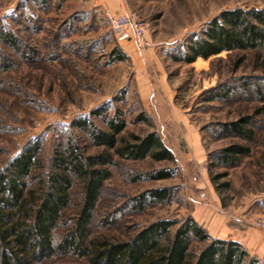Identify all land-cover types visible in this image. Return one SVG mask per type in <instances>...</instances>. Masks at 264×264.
<instances>
[{"label": "rangeland", "instance_id": "rangeland-1", "mask_svg": "<svg viewBox=\"0 0 264 264\" xmlns=\"http://www.w3.org/2000/svg\"><path fill=\"white\" fill-rule=\"evenodd\" d=\"M263 7L264 0H0V35L18 42L11 48L0 41V171L36 143L46 166L70 139L95 153L73 122L89 118L103 128L120 112L125 136L155 132L174 160L117 158L97 206L95 235L127 240L159 219L182 220L212 206L213 195L232 219L256 214L255 226L264 217V100L257 94L264 82L256 79L263 72L250 53L183 59L189 42L220 13ZM128 11L145 23L144 47L109 25L108 13ZM142 114L148 121L139 120ZM242 117L253 118L254 142L223 132L222 124ZM232 144L251 149L234 167L217 161ZM159 171L172 177L147 178ZM220 174L218 185L229 187L217 191L211 175ZM162 188L172 189L169 200L134 208L132 199Z\"/></svg>", "mask_w": 264, "mask_h": 264}, {"label": "trees", "instance_id": "trees-1", "mask_svg": "<svg viewBox=\"0 0 264 264\" xmlns=\"http://www.w3.org/2000/svg\"><path fill=\"white\" fill-rule=\"evenodd\" d=\"M0 41L18 47L11 35L1 34ZM223 52L253 55L263 72L256 79L264 82V7L220 13L189 42L183 60L191 64ZM246 56L238 59V67ZM241 87L246 90V86ZM257 94L264 100L262 88ZM139 120L148 121L144 114ZM253 124L252 117H242L221 126L227 135L254 142ZM73 125L88 134L97 152L87 154L70 139L59 146L46 166L42 146L36 143L28 145L0 171V264H264L251 257L240 243L213 238L192 216L159 219L127 240L95 235L97 206L117 158L173 161L174 155L155 132L125 136L127 122L120 112L106 118L103 128L89 118L77 119ZM250 154V147L232 144L218 152L217 161L234 167ZM224 176L211 175L217 191L229 187L227 183L218 185ZM171 177L172 173L159 171L147 178ZM171 193V188L153 189L132 199V203L142 211L151 201L169 200Z\"/></svg>", "mask_w": 264, "mask_h": 264}, {"label": "crops", "instance_id": "crops-1", "mask_svg": "<svg viewBox=\"0 0 264 264\" xmlns=\"http://www.w3.org/2000/svg\"><path fill=\"white\" fill-rule=\"evenodd\" d=\"M196 141L194 137L191 143L196 145ZM212 199V206L197 207L191 216L204 226L213 238L238 242L251 257L263 258L264 231L256 229L252 223L257 215L250 212L241 219H232L227 215L226 209L221 206L216 195H213Z\"/></svg>", "mask_w": 264, "mask_h": 264}, {"label": "built area", "instance_id": "built-area-1", "mask_svg": "<svg viewBox=\"0 0 264 264\" xmlns=\"http://www.w3.org/2000/svg\"><path fill=\"white\" fill-rule=\"evenodd\" d=\"M108 22L114 33L124 39L131 38L135 43L144 47L146 45V27L134 11H128L117 14H107ZM256 227L264 230V217L259 218L255 224Z\"/></svg>", "mask_w": 264, "mask_h": 264}]
</instances>
